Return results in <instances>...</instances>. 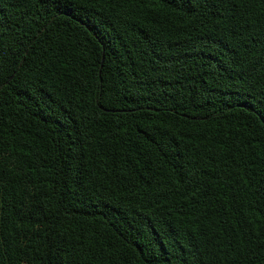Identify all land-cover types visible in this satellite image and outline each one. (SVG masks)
Masks as SVG:
<instances>
[{
  "label": "trees",
  "instance_id": "16d2710c",
  "mask_svg": "<svg viewBox=\"0 0 264 264\" xmlns=\"http://www.w3.org/2000/svg\"><path fill=\"white\" fill-rule=\"evenodd\" d=\"M0 264H264V0H0Z\"/></svg>",
  "mask_w": 264,
  "mask_h": 264
}]
</instances>
